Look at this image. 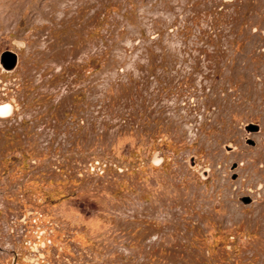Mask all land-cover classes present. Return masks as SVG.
<instances>
[{
	"label": "rangeland",
	"instance_id": "374dc122",
	"mask_svg": "<svg viewBox=\"0 0 264 264\" xmlns=\"http://www.w3.org/2000/svg\"><path fill=\"white\" fill-rule=\"evenodd\" d=\"M25 3L0 8V264H264V94L240 91L264 0Z\"/></svg>",
	"mask_w": 264,
	"mask_h": 264
},
{
	"label": "bare ground",
	"instance_id": "6f19581e",
	"mask_svg": "<svg viewBox=\"0 0 264 264\" xmlns=\"http://www.w3.org/2000/svg\"><path fill=\"white\" fill-rule=\"evenodd\" d=\"M18 0H12L11 2H2L0 3V8L1 9H5L6 6H8L10 8V13H12V11H14L15 6L17 5H24L26 4L25 1H29V3L31 2V10L33 11V14L36 16L42 15V16H49V17H54L55 12L57 11L58 8H61V2L62 0H25L24 2L19 1ZM86 2V1H85ZM262 2V1H261ZM71 3V2H70ZM86 4V3H85ZM29 5V4H28ZM67 5V4H66ZM65 5V6H66ZM73 5V4H72ZM261 4H257V7H260ZM14 6V7H13ZM48 6L50 8H48ZM82 6V5H81ZM70 7V5H67L66 8ZM80 8V7H79ZM88 9V8H87ZM257 9V8H256ZM66 10V9H65ZM79 10V9H77ZM259 10V8H258ZM8 12V11H7ZM65 12V11H64ZM5 13V12H4ZM1 14V13H0ZM6 14V13H5ZM2 15V14H1ZM1 17V16H0ZM32 18V17H31ZM43 18V17H42ZM1 20V18H0ZM245 61V60H244ZM264 63V62H262ZM245 67V66H244ZM264 67V66H263ZM240 69H241V64H235V66L232 68V70L229 72L230 77H232V75H240ZM195 70V69H194ZM244 70V69H243ZM254 70V69H253ZM253 73V72H252ZM252 73H247L245 74V81L244 83L242 82V86H241V92H247L248 96L251 95L252 97H257L260 95L264 94V75L261 77V83H259L256 79V77L252 74ZM262 75V74H261ZM226 78V77H225ZM224 81V80H223ZM226 81V80H225ZM230 82V81H229ZM258 82V83H257ZM222 83V81H221ZM230 84V83H229ZM223 85V83H222ZM220 89V88H219ZM240 89V88H239ZM223 93V92H222ZM221 93V95H222ZM234 94V93H233ZM220 95V96H221ZM240 95V94H239ZM214 96V95H213ZM226 97V96H225ZM217 100V99H216ZM221 100V99H219ZM209 101V100H208ZM226 101V100H225ZM221 102V101H220ZM232 103V102H231ZM230 103V104H231ZM225 105V104H224ZM232 105V104H231ZM236 105V104H235ZM219 107V106H217ZM223 108V107H222ZM11 112V108L9 105H5V106H0V115L2 116H6L7 114H9ZM225 112V111H224ZM262 113V112H261ZM219 114V113H218ZM264 114V111H263ZM222 116V115H221ZM248 127V126H247ZM259 137V136H258ZM261 138V137H259ZM260 140V139H259ZM261 151V150H260ZM259 154V152H258ZM259 158V157H258Z\"/></svg>",
	"mask_w": 264,
	"mask_h": 264
},
{
	"label": "water",
	"instance_id": "95a60500",
	"mask_svg": "<svg viewBox=\"0 0 264 264\" xmlns=\"http://www.w3.org/2000/svg\"><path fill=\"white\" fill-rule=\"evenodd\" d=\"M23 46V45H20ZM18 55L17 53L13 51H5L0 56V66L3 68V70L7 72H13L18 66ZM254 127H247V130L249 132H257L258 127L256 125H253ZM244 204H250L252 200L249 197L244 198L243 200Z\"/></svg>",
	"mask_w": 264,
	"mask_h": 264
},
{
	"label": "built area",
	"instance_id": "2783aa9c",
	"mask_svg": "<svg viewBox=\"0 0 264 264\" xmlns=\"http://www.w3.org/2000/svg\"><path fill=\"white\" fill-rule=\"evenodd\" d=\"M99 164H100V162H95V165L92 164V166H93L92 169L94 170L96 166L98 168L99 167Z\"/></svg>",
	"mask_w": 264,
	"mask_h": 264
},
{
	"label": "flooded vegetation",
	"instance_id": "af4514ba",
	"mask_svg": "<svg viewBox=\"0 0 264 264\" xmlns=\"http://www.w3.org/2000/svg\"><path fill=\"white\" fill-rule=\"evenodd\" d=\"M253 125H254V124H249L248 127H249V128L254 127ZM250 199H251V198H250Z\"/></svg>",
	"mask_w": 264,
	"mask_h": 264
}]
</instances>
